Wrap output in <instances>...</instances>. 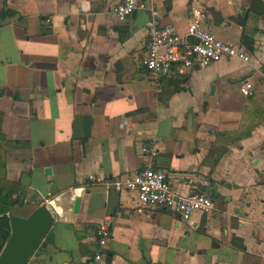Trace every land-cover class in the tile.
<instances>
[{
    "label": "crops",
    "instance_id": "obj_1",
    "mask_svg": "<svg viewBox=\"0 0 264 264\" xmlns=\"http://www.w3.org/2000/svg\"><path fill=\"white\" fill-rule=\"evenodd\" d=\"M119 1L0 0V241L3 218L10 232V214L45 205L53 222L27 264H264V0H153L163 25L185 33L200 8L250 55L158 86L144 67L153 15L119 20ZM148 165L213 209L183 220L110 186Z\"/></svg>",
    "mask_w": 264,
    "mask_h": 264
},
{
    "label": "built area",
    "instance_id": "obj_2",
    "mask_svg": "<svg viewBox=\"0 0 264 264\" xmlns=\"http://www.w3.org/2000/svg\"><path fill=\"white\" fill-rule=\"evenodd\" d=\"M153 0H120L112 8L119 20H124L135 11L148 7L153 19L148 29L144 67L151 85L170 75L186 76L196 68L205 67L223 59H238L248 62L249 53L239 43H231L217 38L203 24L204 15L200 8L193 7L185 33H179L170 25L160 22ZM253 85L243 82L241 92L245 96L252 93ZM89 180H101L89 175ZM112 189L136 193L141 206L169 209L183 220H188L197 211H210L214 207L210 196L190 192L177 194L165 173L148 165L132 175H124L111 181ZM98 245L104 247L109 236V224L97 226ZM102 252L95 254L100 259Z\"/></svg>",
    "mask_w": 264,
    "mask_h": 264
},
{
    "label": "water",
    "instance_id": "obj_3",
    "mask_svg": "<svg viewBox=\"0 0 264 264\" xmlns=\"http://www.w3.org/2000/svg\"><path fill=\"white\" fill-rule=\"evenodd\" d=\"M79 204L80 198L76 197L75 212ZM9 217L11 231L0 248V264H27L50 228L53 217L45 205L35 207L26 216L10 214Z\"/></svg>",
    "mask_w": 264,
    "mask_h": 264
},
{
    "label": "trees",
    "instance_id": "obj_4",
    "mask_svg": "<svg viewBox=\"0 0 264 264\" xmlns=\"http://www.w3.org/2000/svg\"><path fill=\"white\" fill-rule=\"evenodd\" d=\"M3 220H4V224L1 226L2 234H1L0 248H2V246L5 243L6 239L10 235L8 219L5 217V218H3Z\"/></svg>",
    "mask_w": 264,
    "mask_h": 264
}]
</instances>
